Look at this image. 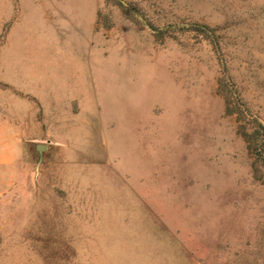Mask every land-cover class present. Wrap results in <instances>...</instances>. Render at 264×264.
Wrapping results in <instances>:
<instances>
[{
  "label": "rangeland",
  "instance_id": "obj_1",
  "mask_svg": "<svg viewBox=\"0 0 264 264\" xmlns=\"http://www.w3.org/2000/svg\"><path fill=\"white\" fill-rule=\"evenodd\" d=\"M0 264H264V0H0Z\"/></svg>",
  "mask_w": 264,
  "mask_h": 264
},
{
  "label": "water",
  "instance_id": "obj_2",
  "mask_svg": "<svg viewBox=\"0 0 264 264\" xmlns=\"http://www.w3.org/2000/svg\"><path fill=\"white\" fill-rule=\"evenodd\" d=\"M35 148H36L37 152L39 153L38 160H37L35 167H34V177L36 178L39 174V167H40L41 162H42V153L45 150L46 145L44 143H37L35 145Z\"/></svg>",
  "mask_w": 264,
  "mask_h": 264
},
{
  "label": "trees",
  "instance_id": "obj_3",
  "mask_svg": "<svg viewBox=\"0 0 264 264\" xmlns=\"http://www.w3.org/2000/svg\"><path fill=\"white\" fill-rule=\"evenodd\" d=\"M191 28L197 29L205 34H208L207 29L205 27L199 26V25H192Z\"/></svg>",
  "mask_w": 264,
  "mask_h": 264
}]
</instances>
